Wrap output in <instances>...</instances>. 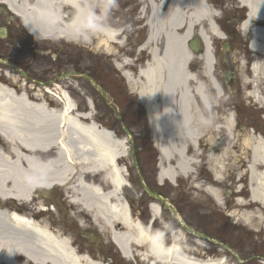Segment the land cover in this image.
Masks as SVG:
<instances>
[{
	"label": "bare ground",
	"instance_id": "6f19581e",
	"mask_svg": "<svg viewBox=\"0 0 264 264\" xmlns=\"http://www.w3.org/2000/svg\"><path fill=\"white\" fill-rule=\"evenodd\" d=\"M140 1L144 4L141 12L148 7L144 15L148 32L138 50L149 59L135 76L127 70L134 66L131 59L120 57L114 65L147 112L162 154L159 178L175 184L179 177H192L193 187L204 189L221 207L224 197L219 184L229 177L235 183L246 182V187L236 186L235 191L239 196L246 191L248 196L236 198L237 208L228 215L250 229L264 230V138L250 130L235 139L234 115L219 118L211 110L206 84L191 69L196 56L186 46L200 33L205 42L200 56L203 74L211 81L214 59L207 32L225 38L216 20L219 12L208 0ZM86 2L0 0L36 38L92 43L96 50L118 54L116 45L124 47L123 30L97 15L87 30L79 27ZM238 2L246 14L240 30L250 35L248 49L253 54L247 61L235 53L234 62L251 70L249 94L264 105V0ZM0 79L8 83H0V264H110L78 247L67 228L53 219L61 202L49 196L58 188L74 206L72 215L79 217L85 211L124 257L137 255L152 264H229L223 254L206 262L197 260L185 252L182 233L174 234L167 245L164 232H154L130 215L119 196L128 185L126 172L116 162L126 155V140L100 130L90 99V112L82 115L66 91L61 90L64 104L52 107L42 87H35L33 96L25 90L14 92L12 85L25 77L1 65ZM235 140L240 142L239 152ZM204 163L212 174L207 184L194 178ZM46 202L53 203L48 212L40 210L46 209ZM152 211L153 216L159 215L157 204H152Z\"/></svg>",
	"mask_w": 264,
	"mask_h": 264
},
{
	"label": "rangeland",
	"instance_id": "374dc122",
	"mask_svg": "<svg viewBox=\"0 0 264 264\" xmlns=\"http://www.w3.org/2000/svg\"><path fill=\"white\" fill-rule=\"evenodd\" d=\"M210 1L215 3L212 6L219 12L220 20L216 19L217 24L227 35L226 40H222L207 32L212 40L213 52L216 57V71L213 74L220 80L223 70L233 68L237 73L239 82L244 85V91L226 92L225 95L218 98L211 81L203 74V61L200 56H196L191 69L199 73L200 79L206 84L207 95L214 105L213 109L218 104L216 115L219 118L224 117L229 112L235 115V139L248 133L251 128L254 129V134L264 138V105L256 102L249 93L247 94L249 89L252 90L247 85V80L252 76V72L249 68L240 67V62H234L235 59L233 58V54L236 53L239 56H236L237 58L251 60L253 53L248 49V33L243 34L239 29V24L238 28L235 29L236 33L238 32L237 36L233 38L229 34L228 37L225 29L227 24L224 17L221 19V12H224L222 15L224 16L231 3L227 0ZM98 2L105 6L107 4V0H98ZM232 3L240 6L238 0H233ZM142 7L144 4L140 0H118V7L111 11L102 13L100 9L96 10V15L104 19L106 24L124 31L121 36V39L124 40V47L116 45L119 52L115 54L96 50L92 43L83 44L79 41L70 42L64 39L40 40L26 30L20 19L16 16L14 18L10 12L5 13L0 6V27L7 31L5 37H0L1 68L16 72L22 78H27V81L32 85L35 83V86L40 88L46 83L50 85L52 81L60 83L62 87L72 83L75 87H69V92L80 110H89L87 100H93L95 120L102 125L113 127L123 135L117 119L119 115H122L124 126L132 129V133L137 137L135 141L138 142L140 148L144 149L146 144L152 143L148 117L137 93L129 88L122 71L114 65L115 60L120 57L131 59L134 66L127 68V70L135 76L139 67L144 66L149 59L146 52H139L138 50L147 33L144 15L148 12H141ZM134 17H137L139 21H136ZM228 40L230 41V48L224 52L223 46ZM158 46H162V41L158 43ZM224 58H228L229 62H223ZM71 71L75 72V75L66 76ZM99 86L108 94L109 99L107 101L102 97ZM218 133L220 136L224 134L223 132ZM212 134L216 136V132L213 130ZM235 143L237 144L235 151L239 152L238 144L240 142L235 140ZM146 149L148 150L149 147L146 146L145 152ZM191 151L189 150L190 153ZM150 156V150L146 153L143 152L140 164L147 186H149L148 179L151 177L150 171L153 167L149 163ZM126 162L130 178L134 179V182L132 181L133 187L124 189V195L131 201L134 216H138L144 223H147L152 217L148 206L152 202V198L144 193V186L139 183L136 184L137 170L130 163V158L126 159ZM204 164L198 167L194 178L198 182L207 184L212 181V175L207 165ZM155 182L158 187L159 181ZM244 184L243 181L235 183L234 177H229L224 184H219L218 188L221 189L224 197V206L221 207L204 189L193 187L192 177H179L176 186L167 181L165 194L169 198L170 208H163L164 214L154 221L155 231L165 232L167 240L171 239L174 234L182 233L184 247L189 253L191 244L196 242V238L186 234L185 230L178 225V222L181 221L176 217L182 216V221L187 226H192L205 234L213 232L217 235L218 241L230 247L231 250L238 251L239 257L230 258V252L226 250L225 246L220 245L223 250L219 249V255L226 254L230 264H264L261 261L264 259V230L257 232L248 228L246 224L240 221L235 222L227 216L230 210L237 208L235 206L236 198L248 196L246 191H243L240 196L235 191L236 186L243 187ZM64 194V190L58 188L49 196V198L61 202L60 205H56L59 207V213L54 216L49 215L54 220L59 221L60 225L69 229V232L73 234L72 237L77 239L75 241L79 247L91 251L94 256L97 253L102 255L103 251L107 252L105 255H109L112 260L104 259L105 262L109 260L110 264H133L132 261L129 262L121 256L117 247L110 241L106 231H100L85 211H81L79 217L71 216L75 211L74 206L65 199ZM101 246L102 248H100ZM202 248L206 251L205 246ZM213 250L215 251V248Z\"/></svg>",
	"mask_w": 264,
	"mask_h": 264
},
{
	"label": "flooded vegetation",
	"instance_id": "af4514ba",
	"mask_svg": "<svg viewBox=\"0 0 264 264\" xmlns=\"http://www.w3.org/2000/svg\"><path fill=\"white\" fill-rule=\"evenodd\" d=\"M227 1L231 3V6L225 12V15L222 16V19L224 17V21L227 24L225 29L227 30L228 34H230V36H232L234 38L238 34L235 32V29L238 27V24L244 20L246 14H245V11L242 9V7H239L238 5H235L232 3L233 0H227ZM223 13L224 12H222V15H223ZM134 19L136 21H139V19L137 17H134ZM233 70L234 69L231 68V71H233ZM223 83H224V89H225L224 92L231 91L232 93H237V92H240V90H241V84L239 83L238 80H236L235 76L233 78H231L228 83H226L225 81ZM146 146L149 147L148 150H150V155H151L149 157V163L152 164V166H153V167H151V171H150L151 177L148 179L149 186L153 189H158L165 194V188H166L165 183L166 182L165 181H163L162 183L158 182L159 183L158 187H157L156 182H155L158 180V175H159V167H160L161 158H162L161 151L157 148V145L154 142L149 143V145L146 144L145 148H146ZM145 148L143 149L141 147V150L137 153V156H138L137 160H138V163H140V164L142 162V158H141L142 153L148 152L147 149L145 152ZM141 176L143 177L142 172H141V167L139 166L137 173H136V176H135L136 184L139 183L142 185ZM137 212H138V209H137ZM140 214H142V213H140ZM64 226H66V225L64 224ZM185 226L186 225H182L183 228H185ZM154 227H155V224L152 225V229L155 231ZM210 235L213 236L214 233L212 232V233H210ZM199 237L203 238V235L201 234V235H199ZM74 239L77 241L76 238H74ZM214 248H215V251L213 250ZM217 250H218V245L210 244V248L208 249L207 253L208 254H214ZM191 252L193 254L201 255V251L198 249V247H196L195 244H193V248H191ZM93 255H94V253H93Z\"/></svg>",
	"mask_w": 264,
	"mask_h": 264
},
{
	"label": "clouds",
	"instance_id": "9594fccd",
	"mask_svg": "<svg viewBox=\"0 0 264 264\" xmlns=\"http://www.w3.org/2000/svg\"><path fill=\"white\" fill-rule=\"evenodd\" d=\"M83 7L84 14L79 27L87 30L90 27L91 21L96 18L97 9H100L102 13L105 11H111L112 9L118 7V0H107L106 6L101 5L98 0H87Z\"/></svg>",
	"mask_w": 264,
	"mask_h": 264
},
{
	"label": "water",
	"instance_id": "95a60500",
	"mask_svg": "<svg viewBox=\"0 0 264 264\" xmlns=\"http://www.w3.org/2000/svg\"><path fill=\"white\" fill-rule=\"evenodd\" d=\"M0 36H4V34L0 33ZM188 46L191 48V50H193L196 53H199L202 50L200 40L197 37H195L193 40H191L188 43ZM226 46H227V44H226ZM224 76L226 79H229V75L227 72L224 73Z\"/></svg>",
	"mask_w": 264,
	"mask_h": 264
}]
</instances>
